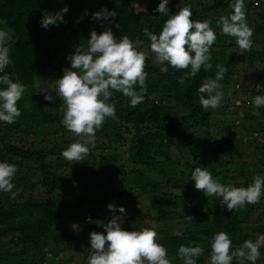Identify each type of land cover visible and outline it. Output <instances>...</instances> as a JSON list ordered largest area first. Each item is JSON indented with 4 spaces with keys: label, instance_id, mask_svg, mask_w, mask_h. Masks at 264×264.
<instances>
[{
    "label": "trees",
    "instance_id": "obj_1",
    "mask_svg": "<svg viewBox=\"0 0 264 264\" xmlns=\"http://www.w3.org/2000/svg\"><path fill=\"white\" fill-rule=\"evenodd\" d=\"M160 2L100 0L96 8H88L80 0H0V29L17 40L10 42L11 63L0 75L9 74L27 89L18 102L21 115L17 121L0 122V162L18 168L13 179L17 196L13 199L11 193L0 192V264H58L60 254L80 246L82 252L77 257L83 263H79L87 264L90 233L102 232L104 220L119 215L120 206L126 212L131 205L138 206V216L127 218L135 228L143 219L154 220L161 227L158 242L168 250L172 264H183L177 255L180 245L203 247L204 255L197 264H210L211 239L218 232L230 235L234 249L244 240L264 235V197L258 204L229 212L219 198H208L191 180L195 167L235 187H247L254 176H264V160L256 151L258 146L264 147V120L254 121L264 119V107L256 109L259 115H253L254 105L246 101V97L264 95V0H245L247 23L254 29L252 50L245 54L239 53L235 38L223 34L217 24L220 16L232 14L235 0H184L180 7H190L193 20L212 21L217 33L210 50L213 68L201 69L181 86L178 80L184 72L171 66L161 72L152 53L145 68L144 102L132 108L129 98L114 91L109 103L115 104L118 119H109L97 130L86 161L71 164L61 155L80 138L61 123L65 106L55 93L54 101L43 103L40 90L45 86L40 85V78L47 69L62 77L63 69L70 68L67 57L81 42L87 47L91 31L101 33L92 24L93 10H115V18L104 19L105 28L117 39L127 35L151 52L143 29L159 34L168 18L155 11ZM176 3L169 0V15L179 10ZM65 6L69 11L63 14L64 22L47 29L41 26L44 15ZM252 7L257 19L251 16ZM217 64L228 69L219 81L224 97L229 80L234 81L232 93L238 90L242 95L232 106L223 99L221 111L233 115L229 124L226 117L220 118L219 107L205 111L199 103L198 88L215 78ZM4 87L0 84V89ZM238 106L241 109L236 111ZM238 112L242 119L250 120L249 129L263 137L262 141L253 139L255 151L236 139L234 128L239 125L234 118ZM214 121L216 126L232 128L230 135L219 139V132L212 133ZM125 153L131 162L128 168L120 162ZM117 181L122 184L120 189ZM121 196L129 199L128 206L114 199ZM143 199L148 202L145 210ZM110 203L117 211L108 209ZM177 231L182 234L175 235ZM260 252L256 264H264V247ZM69 259L63 261L70 264Z\"/></svg>",
    "mask_w": 264,
    "mask_h": 264
},
{
    "label": "clouds",
    "instance_id": "obj_2",
    "mask_svg": "<svg viewBox=\"0 0 264 264\" xmlns=\"http://www.w3.org/2000/svg\"><path fill=\"white\" fill-rule=\"evenodd\" d=\"M168 3L169 0H161L155 9L168 17L159 34L149 31L147 27L143 33L150 40L151 53L155 55V62L161 65L160 71L167 72L168 66L183 71L178 83L184 86L201 69L208 71L213 68L210 50L217 40V33L211 26L210 18L193 20L190 7H180L175 14L169 15ZM231 7L232 14L220 16L217 24L223 34L235 38L239 53L245 54L252 50L254 29L247 23L245 0H235ZM68 11L65 6L59 12L44 15L41 26L47 29L50 25L64 22L63 14ZM92 15L96 20L109 19L115 18L116 12L102 8ZM16 41L9 31L0 29V72L11 63L10 42ZM67 59L71 67L63 69L62 77L55 81V89L51 90L65 106L61 123L80 138L61 155L71 164L83 163L95 146L97 130L109 119H118L115 104L109 103L113 92L129 98L132 108L144 102L147 94L148 73L145 68L148 54L139 51L129 36L117 39L111 29H106L99 34L95 30L91 31L87 47L81 42L75 53ZM227 71L225 66L217 64L215 78H209L198 88L199 103L205 111L222 106L224 93L220 90L219 81L223 80ZM0 84L6 86L0 89V122L13 124L21 115L18 102L27 89L18 80L13 81L9 74L0 75ZM45 89L40 90L44 92V99L54 101L52 92ZM250 103L254 105L252 114L259 115L256 109L264 107V96L257 95ZM17 171L15 164L0 162V192L11 193L13 199L18 194L13 191L16 187L13 179ZM191 180L195 182V188L208 198H219L220 205L229 212L245 209L248 204H258L264 197V176L261 175L254 176L247 187H235L220 183L210 171L195 167ZM107 207L113 212L117 211L115 204L110 203ZM118 211L119 215H113L103 225L106 234L96 231L90 233L87 264H172L168 250L158 242L159 236L155 229L145 227L141 230H126L122 227L126 209L120 206ZM174 234L182 233L177 231ZM262 247L264 235H258L255 240H244L240 247L234 249L230 235L218 232L211 239L210 264H256ZM177 255L183 264H197V259L204 255V248L199 245H180Z\"/></svg>",
    "mask_w": 264,
    "mask_h": 264
},
{
    "label": "rangeland",
    "instance_id": "obj_3",
    "mask_svg": "<svg viewBox=\"0 0 264 264\" xmlns=\"http://www.w3.org/2000/svg\"><path fill=\"white\" fill-rule=\"evenodd\" d=\"M100 0H80V2L82 3V4H86L87 6H88V8H96L97 6H98V2H99ZM183 2H184V0H177V3H176V6L177 7H180L182 4H183ZM96 10V9H95ZM250 12H251V16L253 17L254 16V18L255 19H257V17H258V15L253 11V7L249 10ZM92 12H96V11H92ZM92 24H93V26L97 29V30H100V32H103V31H105L106 30V28H105V21H104V19L103 18H101V19H99V20H95V19H92ZM99 34V33H98ZM136 45V47H137V49L139 50V51H143V52H146L147 54H148V56L149 57H151L153 54L150 52V51H148L147 50V48L145 47V46H143L141 43H136L135 44ZM153 59V58H152ZM154 60H155V56H154ZM68 62V65L71 67V63H70V61L68 60L67 61ZM62 66V65H61ZM64 67V66H63ZM43 79V80H42ZM40 78V80H39V83H40V85H44L45 86V88H46V91H51L52 93H55L54 91H52V90H54L55 89V81L57 80V79H59L58 77H57V75H56V72H52L50 69H47V72H46V75H45V77L44 78ZM233 83H234V81H232V80H229V82L226 84V95H225V99L224 100H226V105H234L236 102H235V100H238V99H241V97H242V95H241V93H240V91H234L233 93H232V91L234 90L233 89ZM52 89V90H51ZM264 96V95H263ZM254 97H246V101H248L247 103H249V105L251 106L252 104L250 103V101L253 99ZM43 103H47V101L45 100V99H43ZM224 106V105H223ZM241 106V105H240ZM240 106H238L237 108H236V111H238V110H240L241 109V107ZM230 109H228V111H229ZM235 111V112H236ZM219 112H221L220 113V118H227V120H226V123L227 124H229V123H231L232 121H230L229 120V116L232 118L233 117V115L231 114L230 115V112L229 113H227V111H221V107H219ZM260 113V112H259ZM260 121V122H263V120L264 119H261V118H259V119H255L254 121L256 122V121ZM234 121L236 122V123H238L237 125H239V128L238 129H236V128H234L235 130H236V139L237 140H242L244 143H245V147L246 148H248L249 146H250V150H252V151H255V144L257 143L255 140H253V139H256L257 138V140H259V141H262L263 140V137L261 136V135H257L256 134V132H255V130L253 131L252 129H249V125H248V121H250L248 118H243L242 119V113H237L236 114V117L234 118ZM216 123H218L217 121H214V123H213V127H212V133H215V132H219V139L221 138V137H223V136H227V135H230V133L232 132V128L231 129H225L224 128V124H222V125H217L216 126ZM221 123V122H220ZM247 144H250L249 146L247 145ZM259 148L258 149H256V151H258V153H259V157L262 159V160H264V147H260V146H258ZM122 151L124 150L123 148L121 149ZM96 153V152H95ZM97 154V153H96ZM96 154H95V156H96ZM120 162H124V165H125V168H128L130 165H131V162L127 159V154L125 153V154H123V155H121V157H120ZM118 180H119V178H118ZM116 186H117V188L118 189H120L121 187H122V184L121 183H119L118 181H117V184H116ZM148 196V195H147ZM145 197V196H144ZM115 200H117V201H121V202H126L127 203V206L129 205V203H130V201H129V199H127L126 197H124V196H121L120 198H114ZM148 202H147V200L146 199H143L142 200V205H141V207H142V209L143 210H145L146 209V207H147V204ZM137 208H138V206H135V205H131V207H130V209L125 213V214H123V223H122V227H124L126 230H129V231H131V230H141V229H143V228H145V227H147V228H153V229H155L156 231H157V233H158V236H159V238L161 237V235H162V229H161V227L160 226H158L157 225V223L154 221V220H149V219H143V220H141L140 221V223L138 224V226L139 227H134V223H130L129 221V219H127V218H129V216H138V213H137ZM152 214H154L153 212H152ZM124 216H125V219H124ZM111 217H107L105 220H104V224H106L107 222H108V220L110 219ZM103 224V225H104ZM176 226H175V228H178V226H177V224H175ZM178 225H179V223H178ZM102 233H104V234H106V231H105V229H104V227H102ZM83 246H80V248L79 249H77V250H72V251H69V250H71L72 248H70V249H68L67 250V252H66V254H60L59 255V257L61 258L60 259V262L58 261V264H66L64 261H63V259H64V257H68V258H70L69 260H70V264H80L79 262H82L83 263V261L81 260V259H79L78 257H77V254H80V252H82V248ZM56 260V259H55ZM210 263V262H209ZM52 264H56V261L54 262V263H52Z\"/></svg>",
    "mask_w": 264,
    "mask_h": 264
}]
</instances>
